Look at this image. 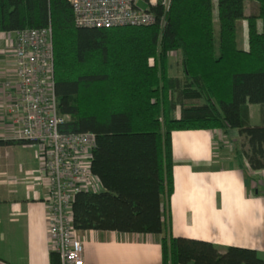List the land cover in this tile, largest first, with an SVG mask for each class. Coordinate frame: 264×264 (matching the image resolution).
<instances>
[{
	"label": "trees",
	"instance_id": "1",
	"mask_svg": "<svg viewBox=\"0 0 264 264\" xmlns=\"http://www.w3.org/2000/svg\"><path fill=\"white\" fill-rule=\"evenodd\" d=\"M253 1L258 12L246 15L245 0H216V38L213 0H170L154 8L152 25L105 29L77 26L69 0H0V32L51 26L57 110L70 117L61 129L94 136L91 171L102 190L75 194L76 230L165 227L162 264H264L254 249L220 252L170 229L173 131L235 128L238 152L264 169V0ZM241 20L247 49L238 45ZM170 51L180 56V75L170 74ZM250 104L260 105L258 125L250 124ZM31 144L0 139V146ZM49 264H61L57 252Z\"/></svg>",
	"mask_w": 264,
	"mask_h": 264
},
{
	"label": "crops",
	"instance_id": "2",
	"mask_svg": "<svg viewBox=\"0 0 264 264\" xmlns=\"http://www.w3.org/2000/svg\"><path fill=\"white\" fill-rule=\"evenodd\" d=\"M2 38L0 35V109L16 97L14 85L5 88V82L14 78V58ZM241 48L247 49V44ZM251 110L252 104L250 124L258 125L260 116L259 122H251ZM171 116L178 118L179 108ZM9 136L8 127L0 120V139ZM171 142V234L209 241L220 252L238 246L264 257V169H252L238 152L243 142L238 130L173 131ZM21 146H0V177L20 175L19 164L28 170L36 167L32 157L25 162L16 159ZM20 184L0 183V264H49L53 249L47 233L45 190ZM78 234L83 242V264H162L160 239L165 227L160 234L98 230Z\"/></svg>",
	"mask_w": 264,
	"mask_h": 264
},
{
	"label": "built area",
	"instance_id": "3",
	"mask_svg": "<svg viewBox=\"0 0 264 264\" xmlns=\"http://www.w3.org/2000/svg\"><path fill=\"white\" fill-rule=\"evenodd\" d=\"M69 2L77 26L102 29L152 25L157 21L154 8L170 4V0ZM5 34H12L14 58V78L5 82V88L14 85L16 97L0 109L1 123L8 127L9 139L30 140L39 146L40 168L35 177L37 185L45 190L49 243L61 264H83V242L73 225L72 202L79 191L102 190L91 171L94 136L61 129L70 117L57 110L51 26ZM176 54L169 52L170 57Z\"/></svg>",
	"mask_w": 264,
	"mask_h": 264
},
{
	"label": "rangeland",
	"instance_id": "4",
	"mask_svg": "<svg viewBox=\"0 0 264 264\" xmlns=\"http://www.w3.org/2000/svg\"><path fill=\"white\" fill-rule=\"evenodd\" d=\"M213 1H214V27H215V35L217 38L219 25H218L217 11H216V6H215L216 0H213ZM140 5L145 7L143 3H140ZM257 12H258V3L253 0H245V14L249 15V14H255ZM258 25L260 26V29H261V24L259 23ZM0 35L3 37L2 42L4 43V48L10 49L12 46V42H13V40L10 39L12 34H8V37H7V34L1 32ZM237 39H238L239 47H242L247 44V23L245 20H241L239 22ZM179 60H180V56L178 55L171 58V69H170L171 75H179L181 73V65H180ZM251 112H252L251 122L253 123L259 122L257 120H259V116H260V105H258V109H257L256 104H252ZM17 149L18 151H20V155L16 157L18 161L25 162L27 161L26 158H28L29 160L32 157V160H34L36 167L28 170V169H24V165L22 166L21 164H19L18 171L20 175H17L14 177L1 176L0 183L8 184V183L13 182V183H16L17 185L18 184L21 185L20 183H22V184H28V185L31 184V185H34V187H38L39 185H37V182H36L37 178L35 176L37 175V170L40 168V162L37 157L39 146L37 144L23 145V148L21 146ZM2 156H3V152H1L0 154V167L2 166V160H3ZM260 255L263 256L262 253Z\"/></svg>",
	"mask_w": 264,
	"mask_h": 264
}]
</instances>
